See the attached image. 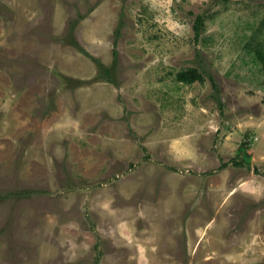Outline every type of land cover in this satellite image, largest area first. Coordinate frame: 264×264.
Returning a JSON list of instances; mask_svg holds the SVG:
<instances>
[{
	"label": "rangeland",
	"instance_id": "374dc122",
	"mask_svg": "<svg viewBox=\"0 0 264 264\" xmlns=\"http://www.w3.org/2000/svg\"><path fill=\"white\" fill-rule=\"evenodd\" d=\"M256 48L264 0H0V264H264Z\"/></svg>",
	"mask_w": 264,
	"mask_h": 264
},
{
	"label": "trees",
	"instance_id": "16d2710c",
	"mask_svg": "<svg viewBox=\"0 0 264 264\" xmlns=\"http://www.w3.org/2000/svg\"><path fill=\"white\" fill-rule=\"evenodd\" d=\"M202 27H203V17L198 16L194 24V29L196 31L197 37L200 36ZM70 41L71 43L78 45V42L73 36H71ZM255 53L257 54L259 60L261 62H264V51H262L261 48H256ZM114 73H115L114 65L112 66L101 65L99 76L101 78H106L110 81H114V75H115ZM176 77L178 81L188 84L194 83L195 81H204L203 73L200 71L198 67H188L186 69H183L177 73ZM249 145L250 143L248 142L242 145L241 147L245 151L243 156L245 161H249L251 158V154L248 153V151H246Z\"/></svg>",
	"mask_w": 264,
	"mask_h": 264
}]
</instances>
